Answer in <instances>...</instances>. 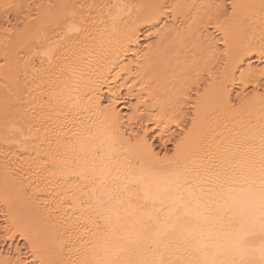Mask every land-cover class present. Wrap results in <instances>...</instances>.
Wrapping results in <instances>:
<instances>
[{
	"label": "bare ground",
	"instance_id": "bare-ground-1",
	"mask_svg": "<svg viewBox=\"0 0 264 264\" xmlns=\"http://www.w3.org/2000/svg\"><path fill=\"white\" fill-rule=\"evenodd\" d=\"M262 54L264 0H0V264H258Z\"/></svg>",
	"mask_w": 264,
	"mask_h": 264
},
{
	"label": "snow or ice",
	"instance_id": "snow-or-ice-1",
	"mask_svg": "<svg viewBox=\"0 0 264 264\" xmlns=\"http://www.w3.org/2000/svg\"><path fill=\"white\" fill-rule=\"evenodd\" d=\"M17 7L14 5H4L5 10L9 8ZM235 9V5L232 6ZM70 31L76 30L74 26H70ZM264 58V54H262ZM258 184L256 179L246 180L245 186H241L238 192L231 197V204H245L252 205L258 208L259 216V227L261 233L264 234V163H262L260 174L258 177ZM205 224L211 225L207 229H201L195 235L191 227H188L185 230V238H191L194 242L195 247L205 254V258L201 260L190 261L189 264H245L243 260H236L234 258L229 259L228 254L234 252L236 255L244 256L249 253V249L245 246L242 236H238L236 239L232 240L231 244H221V243H211L212 241H223L224 236L218 234L214 229L218 221L210 220L209 217L201 216L200 217ZM222 220L223 217L221 216ZM191 225L192 221H187ZM243 228V225H242ZM210 254V255H209ZM259 261L258 264H264V245L258 249ZM10 264V262H6ZM17 264H20L19 259ZM36 264H41L37 260ZM141 264H149V262H141ZM160 264H163L161 261ZM248 264H255L253 261H248Z\"/></svg>",
	"mask_w": 264,
	"mask_h": 264
},
{
	"label": "rangeland",
	"instance_id": "rangeland-1",
	"mask_svg": "<svg viewBox=\"0 0 264 264\" xmlns=\"http://www.w3.org/2000/svg\"><path fill=\"white\" fill-rule=\"evenodd\" d=\"M154 39H155L154 37L147 38V40H146V43H149V41H151V42H152V40H154Z\"/></svg>",
	"mask_w": 264,
	"mask_h": 264
}]
</instances>
